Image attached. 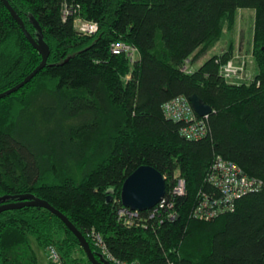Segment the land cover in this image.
Listing matches in <instances>:
<instances>
[{
  "label": "trees",
  "instance_id": "16d2710c",
  "mask_svg": "<svg viewBox=\"0 0 264 264\" xmlns=\"http://www.w3.org/2000/svg\"><path fill=\"white\" fill-rule=\"evenodd\" d=\"M8 1L36 39L33 20L39 23L50 55L36 76L0 99V198L33 194L48 201L97 257L88 236L93 230L123 261L264 264V186L215 220L192 215L199 192L215 191L206 178L218 155L264 181V0ZM240 9L255 13L251 84L228 83L220 74L221 65L242 60L234 38ZM78 20L97 23L98 31L79 33ZM121 42L138 49L135 62L112 52ZM220 42L223 50H217ZM207 54L195 71H185ZM41 61L0 0V93ZM194 94L213 109L200 140L183 137L184 122L166 118L162 108ZM143 165L166 177L168 193L178 171L186 193L171 196L176 219L156 216L147 227H129L118 219L123 204L115 200ZM34 243L43 250L55 244L70 264L89 262L73 232L49 210L0 213V264H39Z\"/></svg>",
  "mask_w": 264,
  "mask_h": 264
},
{
  "label": "built area",
  "instance_id": "2783aa9c",
  "mask_svg": "<svg viewBox=\"0 0 264 264\" xmlns=\"http://www.w3.org/2000/svg\"><path fill=\"white\" fill-rule=\"evenodd\" d=\"M66 15L70 10L66 8ZM76 28L81 34H94L98 31V24L95 22H87L78 20ZM112 52L118 55H125L131 63L135 62L139 57V51L135 46L121 42L114 43L111 46ZM137 57V58H136ZM244 59L239 63L230 60L226 64L221 65L220 74L222 78L232 84L247 83L249 73L246 70ZM190 73L192 70L185 69ZM163 113L166 118L174 121H182L184 125L181 128V135L188 140H200L208 135L209 126L207 123L208 116L200 117L194 110L189 99L185 96L175 97L162 106ZM176 184L172 190L166 193L165 197L152 209L147 211L132 210L124 205L118 208V219L123 220L125 225L131 227L133 225H144L156 216H166L170 220L178 217L175 209V201L172 198L182 196L186 193V181L176 172ZM207 181L215 188V191L207 192L201 190L198 194V200L193 209V217L198 220L212 221L216 218L233 212L236 209L237 201L243 196L260 191L264 186V181L252 177L243 171V169L235 162L227 160L218 155L207 175ZM172 196V198H171ZM121 199H116L118 204ZM89 238L95 244L106 261L109 264H141L139 261H123L115 257L109 250L106 241L101 233L93 230L88 234ZM47 260L50 264H70L63 256L55 244H50L45 248ZM78 264H91L83 262Z\"/></svg>",
  "mask_w": 264,
  "mask_h": 264
},
{
  "label": "water",
  "instance_id": "95a60500",
  "mask_svg": "<svg viewBox=\"0 0 264 264\" xmlns=\"http://www.w3.org/2000/svg\"><path fill=\"white\" fill-rule=\"evenodd\" d=\"M11 15L16 19L17 23L23 30L25 36L36 50L41 54V63L18 85L11 89H8L0 93V99L7 95L19 90L26 83H28L34 76H36L40 70H42L46 64L50 55V46L44 40L42 29L36 20L34 25L38 31L37 39L27 30L23 19L14 10L8 0H2ZM189 101L192 104L195 112L200 117L208 116L213 112L210 105L205 104L198 94H194L189 97ZM167 193V180L166 177L158 171L156 168L143 165L138 167L132 174H130L125 180L121 189V201L122 204L132 210L147 211L156 206ZM11 196H5L0 198V213L8 210L21 209L23 207H39L47 209L57 217H59L65 225L73 232L83 248L88 261L91 264H109L108 261L102 256L97 257L93 252L92 247L86 237L75 227V225L58 209L52 206L48 201L38 198L33 194H26L20 196L17 201L9 202Z\"/></svg>",
  "mask_w": 264,
  "mask_h": 264
},
{
  "label": "rangeland",
  "instance_id": "374dc122",
  "mask_svg": "<svg viewBox=\"0 0 264 264\" xmlns=\"http://www.w3.org/2000/svg\"><path fill=\"white\" fill-rule=\"evenodd\" d=\"M254 16L255 13L253 10L250 9H240L237 12V23H236V27H235V41H236V57L238 56H242V60L244 58L243 55H248L249 61L247 65V59H246V65L247 68H249V76H248V80L246 81L247 84H251V82H253V80H255V76H256V67L253 68V57L251 56V51H252V43H253V26H254ZM225 43L220 42V44L216 45L217 50H221V48L223 47ZM224 49V47L222 48V50ZM244 53V54H242ZM210 54V53H209ZM209 54L205 55L204 57H202L199 61H197L194 65H191L189 68L193 69V71L196 70L197 67H199L201 65V63L207 59L209 57ZM137 58V57H136ZM241 60V62H242ZM245 83V82H244ZM34 247L36 249V252L38 254V258H39V264H48L47 262V255L45 250H43L42 248L38 247L35 243H34Z\"/></svg>",
  "mask_w": 264,
  "mask_h": 264
},
{
  "label": "crops",
  "instance_id": "0c3cea01",
  "mask_svg": "<svg viewBox=\"0 0 264 264\" xmlns=\"http://www.w3.org/2000/svg\"><path fill=\"white\" fill-rule=\"evenodd\" d=\"M47 262H48V260H47Z\"/></svg>",
  "mask_w": 264,
  "mask_h": 264
}]
</instances>
